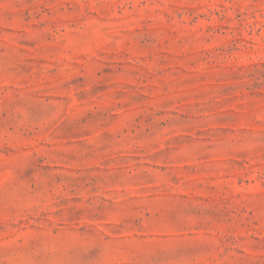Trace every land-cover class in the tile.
<instances>
[{"label": "rangeland", "instance_id": "rangeland-1", "mask_svg": "<svg viewBox=\"0 0 264 264\" xmlns=\"http://www.w3.org/2000/svg\"><path fill=\"white\" fill-rule=\"evenodd\" d=\"M0 264H264V0H0Z\"/></svg>", "mask_w": 264, "mask_h": 264}]
</instances>
